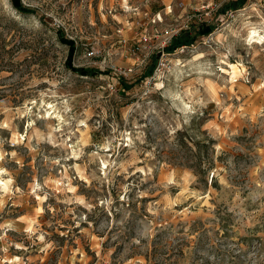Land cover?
I'll return each mask as SVG.
<instances>
[{
    "label": "rangeland",
    "instance_id": "rangeland-1",
    "mask_svg": "<svg viewBox=\"0 0 264 264\" xmlns=\"http://www.w3.org/2000/svg\"><path fill=\"white\" fill-rule=\"evenodd\" d=\"M236 1L0 0V264H264V0Z\"/></svg>",
    "mask_w": 264,
    "mask_h": 264
},
{
    "label": "trees",
    "instance_id": "trees-1",
    "mask_svg": "<svg viewBox=\"0 0 264 264\" xmlns=\"http://www.w3.org/2000/svg\"><path fill=\"white\" fill-rule=\"evenodd\" d=\"M15 3H17L18 0H13ZM247 0H237L236 2H232L230 4V7H240L242 5L245 4ZM17 9L25 14H33L34 11L31 9H26L24 7H22L21 5H18L17 3ZM228 9V8H227ZM213 30L212 27H210L209 25H202L201 27L198 28L197 31V35L200 36H204L206 34H208L209 32H211ZM58 35V39L59 42L66 46L68 48V57H67V65L68 67H70L71 69H73L76 73L80 74L81 76H87V75H92L97 73L95 70H86V69H82V68H74L73 67V57H74V52H75V46L74 43L72 41L67 40L65 37H63L60 33V31L56 32ZM195 38L190 36V33L188 31H181V33L172 41V43L170 44V46L166 47L165 51L166 53L169 52H173L176 49L180 48V47H184V46H189L192 45L194 43ZM122 85H125L124 80L122 79ZM210 144L213 146L214 145V141L212 139H210ZM197 147H200V142L196 143Z\"/></svg>",
    "mask_w": 264,
    "mask_h": 264
},
{
    "label": "bare ground",
    "instance_id": "bare-ground-1",
    "mask_svg": "<svg viewBox=\"0 0 264 264\" xmlns=\"http://www.w3.org/2000/svg\"><path fill=\"white\" fill-rule=\"evenodd\" d=\"M248 38H249L251 43L264 44V35L260 34L258 30L252 31ZM234 74H236V73H234ZM2 185L6 186V183H3Z\"/></svg>",
    "mask_w": 264,
    "mask_h": 264
}]
</instances>
